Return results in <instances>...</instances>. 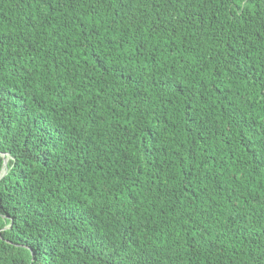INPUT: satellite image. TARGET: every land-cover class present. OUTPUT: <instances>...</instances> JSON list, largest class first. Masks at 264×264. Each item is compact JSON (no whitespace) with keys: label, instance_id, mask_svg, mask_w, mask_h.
<instances>
[{"label":"trees","instance_id":"16d2710c","mask_svg":"<svg viewBox=\"0 0 264 264\" xmlns=\"http://www.w3.org/2000/svg\"><path fill=\"white\" fill-rule=\"evenodd\" d=\"M0 264H264V0H0Z\"/></svg>","mask_w":264,"mask_h":264},{"label":"bare ground","instance_id":"6f19581e","mask_svg":"<svg viewBox=\"0 0 264 264\" xmlns=\"http://www.w3.org/2000/svg\"><path fill=\"white\" fill-rule=\"evenodd\" d=\"M6 164H7V160H6ZM6 172V165H4V169H3V172H2V175Z\"/></svg>","mask_w":264,"mask_h":264},{"label":"water","instance_id":"95a60500","mask_svg":"<svg viewBox=\"0 0 264 264\" xmlns=\"http://www.w3.org/2000/svg\"><path fill=\"white\" fill-rule=\"evenodd\" d=\"M4 165H6V160H4Z\"/></svg>","mask_w":264,"mask_h":264}]
</instances>
